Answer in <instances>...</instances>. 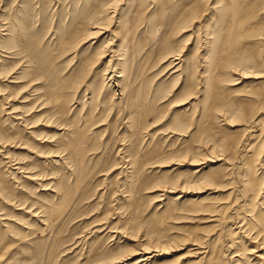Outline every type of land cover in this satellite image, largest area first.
I'll list each match as a JSON object with an SVG mask.
<instances>
[{"label": "rangeland", "instance_id": "rangeland-1", "mask_svg": "<svg viewBox=\"0 0 264 264\" xmlns=\"http://www.w3.org/2000/svg\"><path fill=\"white\" fill-rule=\"evenodd\" d=\"M0 207L16 264H264V0H0Z\"/></svg>", "mask_w": 264, "mask_h": 264}, {"label": "bare ground", "instance_id": "bare-ground-1", "mask_svg": "<svg viewBox=\"0 0 264 264\" xmlns=\"http://www.w3.org/2000/svg\"><path fill=\"white\" fill-rule=\"evenodd\" d=\"M229 21L230 20H228L227 18L225 19V22L226 23H229ZM254 26V24L252 23V24H250V26H248V28H250V27H253ZM245 31H247V28H245ZM230 33V30H227L225 33H224V35L226 36V35H228ZM230 55V54H229ZM105 56V55H104ZM178 59V62H176L175 64H174V67H176L177 65V67L175 68V72H176V70H180L181 68V66H183V64H184V60L181 58V56L180 55H176V56H174V60H177ZM229 61V60H232V57H225L224 56V58H222L221 59V61L222 62H224V61ZM186 62V61H185ZM172 63V62H171ZM170 63V64H171ZM183 68V67H182ZM112 78V77H111ZM110 78V79H111ZM257 125V123L256 122H253V124L251 125V127H253V126H256ZM250 127V128H251ZM250 128H248L247 130H246V133L243 135V137H241L240 139H238V140H234V141H231V145L233 146V147H235V148H237V149H239V148H241V147H243L244 145L246 146V143L244 142V140L246 139V137L250 134V131H251V129ZM244 146V147H245ZM243 147V148H244ZM3 158H8L7 156H5V157H3ZM3 158H1V160H4ZM9 163H12V159H10L9 160ZM191 164H195V165H198L199 166V164L198 163H196L195 161H194V163H191ZM15 165H20V163H19V161H17L16 163H15ZM155 165V164H154ZM154 165H151V166H154ZM11 167H12V169L16 172H19V173H24V172H29V171H26L25 169H24V166H16V167H13L12 165H11ZM200 170H201V168H197L195 171H193V173L194 174H198L199 172H200ZM214 173V172H213ZM14 174H16V173H14ZM35 174H30V175H28L27 176V178H29V179H31V180H33V179H36V178H43L42 176L40 177L39 175L36 177V176H34ZM229 175H230V173L228 174L227 173V175H224V177L226 176V177H229ZM197 176V175H196ZM195 176V177H196ZM25 177V176H24ZM35 177V178H34ZM198 177V176H197ZM209 177V176H208ZM216 177L217 176H211V179L213 180H215L216 179ZM47 186V185H46ZM159 186H161V187H159ZM156 189H164V190H168L167 188H166V185H156ZM170 192V191H169ZM39 208H41L42 209V215H41V217H43L44 219H43V221H47V220H49V218L48 217H46L45 215H44V209L42 208V207H39ZM191 209V208H190ZM32 211V210H31ZM47 211V213L49 212V209H47L46 210ZM0 212H2V209H1V207H0ZM224 214V213H223ZM5 215L2 213V215H1V213H0V221H2V220H6L7 218L6 217H4ZM38 216V215H37ZM220 218H213V219H209V220H213V221H215V222H217L218 220H219ZM43 221H40V222H42L43 223ZM25 222V221H24ZM19 224V223H18ZM43 224H45V223H43ZM113 228V229H112ZM231 228V227H230ZM120 227H111L110 228V230H112L111 232H119L120 233ZM109 230V231H110ZM14 232H15V230H13ZM17 233V232H16ZM232 234V233H231ZM235 234V233H234ZM17 235V234H16ZM14 238H10L9 240L6 238V237H4L2 234H1V232H0V264H16V262H14L13 261V257H11L10 256V251L14 248V247H11V246H14V245H11V243H12V240H13ZM155 246H153V248H152V246H146V247H142L141 249L143 250L142 252L144 253V255H142L140 258H138V260L136 261V264H147L154 256H155V254H152L154 251H157L158 249L155 247ZM204 248V247H203ZM135 251V250H134ZM146 253H148V254H146ZM208 252L206 251V250H201L200 251V254H202V255H205L204 257L205 258H207V254ZM233 254H232V256L234 257V256H239V258H236V260H235V262L237 261L238 263H235V264H241L242 263V258H240V253H241V251H234V252H232ZM128 254V253H127ZM127 254H123V255H126L127 256ZM129 254H131V253H129ZM133 254V253H132ZM242 254V253H241ZM119 257V256H118ZM122 257V256H121ZM120 257V258H121ZM117 258V257H116ZM211 258V256H209V258L208 259H210ZM24 260V259H23ZM23 260H21V262L23 261ZM18 261V260H17ZM241 261V262H240ZM24 262L25 263H27L28 264V262L27 261H25L24 260ZM23 262V263H24ZM114 262V261H113ZM24 263V264H25ZM20 264V263H19Z\"/></svg>", "mask_w": 264, "mask_h": 264}]
</instances>
